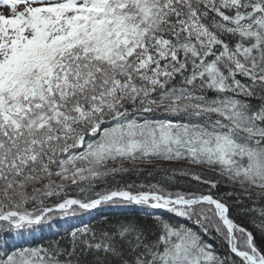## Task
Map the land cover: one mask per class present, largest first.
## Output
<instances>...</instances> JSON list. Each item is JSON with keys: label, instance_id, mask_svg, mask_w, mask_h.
I'll list each match as a JSON object with an SVG mask.
<instances>
[{"label": "snow or ice", "instance_id": "6c2138e0", "mask_svg": "<svg viewBox=\"0 0 264 264\" xmlns=\"http://www.w3.org/2000/svg\"><path fill=\"white\" fill-rule=\"evenodd\" d=\"M0 264H264V0H0Z\"/></svg>", "mask_w": 264, "mask_h": 264}, {"label": "trees", "instance_id": "16d2710c", "mask_svg": "<svg viewBox=\"0 0 264 264\" xmlns=\"http://www.w3.org/2000/svg\"><path fill=\"white\" fill-rule=\"evenodd\" d=\"M208 175H212L211 173H208ZM141 179H143V177H141ZM72 194H75V193H72Z\"/></svg>", "mask_w": 264, "mask_h": 264}]
</instances>
